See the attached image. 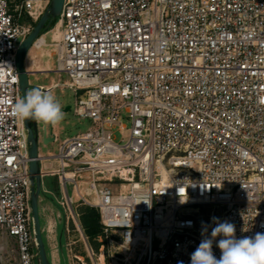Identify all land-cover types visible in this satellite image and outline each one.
<instances>
[{
    "label": "built area",
    "instance_id": "obj_1",
    "mask_svg": "<svg viewBox=\"0 0 264 264\" xmlns=\"http://www.w3.org/2000/svg\"><path fill=\"white\" fill-rule=\"evenodd\" d=\"M50 3L0 0V264H40L29 135L11 108L23 98L17 53ZM58 27L32 49L54 48L70 81L39 89L73 90L91 122L58 155L39 154L57 165L42 177L58 178L64 234L70 221L79 234L69 264H107L112 234L111 264H190L213 217L237 239L264 233V0H65ZM76 203L99 211L97 251Z\"/></svg>",
    "mask_w": 264,
    "mask_h": 264
},
{
    "label": "rangeland",
    "instance_id": "obj_2",
    "mask_svg": "<svg viewBox=\"0 0 264 264\" xmlns=\"http://www.w3.org/2000/svg\"><path fill=\"white\" fill-rule=\"evenodd\" d=\"M26 23L28 24L29 22L26 20ZM58 23L55 26H53L51 30H48L43 34L47 44H51L53 43V41L56 42V40H54V37L55 34L57 33ZM30 24H32L34 27L37 24V22L36 23L30 22ZM26 69L30 73L29 75L30 84L37 88L40 87L49 88L55 83L66 84L68 81H70V78L66 73L64 72L59 73L57 71L58 70L57 52L54 48L44 47L42 49H32L26 58ZM41 70H45L46 72H41ZM46 93H50L56 98V100L59 102L61 106L62 112L64 113V119L58 125L56 126H52L51 124L46 125L48 134L51 135V131L53 130V135L57 136L58 138L57 142H52L46 145L44 143L45 125L44 124L39 125L40 154L43 157H51L59 154L62 144L67 139L74 138L79 134L87 132L91 128V122L87 119H81L75 115L77 96L73 90L68 89L66 87H59ZM67 107H71L72 109L68 112H65V109H67ZM125 124L129 126L128 121H125ZM125 137L126 138L124 139L126 141L127 135ZM116 138L118 139V141L122 140V136L119 133L116 134ZM41 165L44 173L48 171L47 169H53L56 168L57 166L56 163L53 162V160L49 162L43 161ZM43 180H44V186L40 198V215H41L43 236L46 243L48 255L52 264H69L70 262L67 257L68 253L65 248L61 250L62 246L60 243V236L62 232H65L64 228L66 225V219H65L64 211L58 203V199L61 196L59 181L57 177H53L49 175H45ZM69 191L71 192V187H69ZM81 206L83 205L79 203H76L74 205V209L78 214L80 213ZM203 213L209 215L210 212L209 210H205L203 211ZM203 225L209 226V219L207 216L205 217ZM70 229H71L70 237L67 238V236H65L64 240H66L67 242L78 241L79 234L76 232L75 222L70 221ZM110 240H113L114 242H118L119 238L116 234H112L109 236V239L107 241L104 239L106 243L105 251H106L107 264H111L112 252L115 253L113 247H116L115 243L109 242ZM107 242L109 243V246H107ZM101 245L102 244H100V246ZM94 249L95 251L98 250L96 247H94ZM73 253L84 254L82 245L79 243L74 245Z\"/></svg>",
    "mask_w": 264,
    "mask_h": 264
},
{
    "label": "clouds",
    "instance_id": "obj_3",
    "mask_svg": "<svg viewBox=\"0 0 264 264\" xmlns=\"http://www.w3.org/2000/svg\"><path fill=\"white\" fill-rule=\"evenodd\" d=\"M11 112L19 119H32L52 126L58 125L64 119V113L56 98L40 89H31L23 98L16 99ZM186 200L181 199V203ZM213 221L216 226L212 228L211 238L202 239L190 256V264H264V233L257 232L254 236L237 239L233 223L219 222L215 217ZM221 235L224 238L218 241L221 256L217 259L212 246L215 238Z\"/></svg>",
    "mask_w": 264,
    "mask_h": 264
},
{
    "label": "water",
    "instance_id": "obj_4",
    "mask_svg": "<svg viewBox=\"0 0 264 264\" xmlns=\"http://www.w3.org/2000/svg\"><path fill=\"white\" fill-rule=\"evenodd\" d=\"M65 0H51V3L37 24L33 27L32 32L22 42L17 53L16 64L19 74V83L22 96L31 89H39L30 84V73L26 69V58L32 50L36 41L43 35V32L48 30L51 23L61 16ZM71 107H67L65 112L70 111ZM26 128L29 135V156H30V173H31V213L33 218L34 238L37 244V253L40 264H52L46 243L43 236L41 215H40V198L43 191L44 180L42 177V157L39 151V125L43 122L32 119L25 120ZM45 125V124H44ZM45 135L48 134L47 126L44 127ZM54 142L53 130L49 138L44 139L47 145Z\"/></svg>",
    "mask_w": 264,
    "mask_h": 264
},
{
    "label": "trees",
    "instance_id": "obj_5",
    "mask_svg": "<svg viewBox=\"0 0 264 264\" xmlns=\"http://www.w3.org/2000/svg\"><path fill=\"white\" fill-rule=\"evenodd\" d=\"M58 22L59 18L51 23V28L49 27L50 29L48 30H51L52 27L55 26ZM48 30L44 31L43 34ZM79 215L81 218L80 220L82 227L85 231V234L89 238L91 246L93 248L96 247L98 249L100 243L97 241V238L103 235V227L101 225L99 211L95 208L83 205L80 207Z\"/></svg>",
    "mask_w": 264,
    "mask_h": 264
},
{
    "label": "crops",
    "instance_id": "obj_6",
    "mask_svg": "<svg viewBox=\"0 0 264 264\" xmlns=\"http://www.w3.org/2000/svg\"><path fill=\"white\" fill-rule=\"evenodd\" d=\"M64 237H65V234H64V232H62V234L60 236V243H61V246H62L61 247V250L64 249L65 248V245L68 243L66 240H64L65 239Z\"/></svg>",
    "mask_w": 264,
    "mask_h": 264
},
{
    "label": "bare ground",
    "instance_id": "obj_7",
    "mask_svg": "<svg viewBox=\"0 0 264 264\" xmlns=\"http://www.w3.org/2000/svg\"><path fill=\"white\" fill-rule=\"evenodd\" d=\"M60 34H61V31H60L59 27H57V33L55 34L54 40L57 41L60 38ZM40 43H43V40H41ZM41 71H43V70H41Z\"/></svg>",
    "mask_w": 264,
    "mask_h": 264
}]
</instances>
